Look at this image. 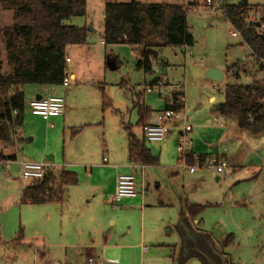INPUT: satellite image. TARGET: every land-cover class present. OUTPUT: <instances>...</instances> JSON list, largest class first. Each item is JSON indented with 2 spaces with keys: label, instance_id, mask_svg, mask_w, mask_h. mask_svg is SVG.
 <instances>
[{
  "label": "rangeland",
  "instance_id": "374dc122",
  "mask_svg": "<svg viewBox=\"0 0 264 264\" xmlns=\"http://www.w3.org/2000/svg\"><path fill=\"white\" fill-rule=\"evenodd\" d=\"M132 1L146 4L182 2L188 11V30L195 44L186 50L178 47L157 49L167 67L158 63L154 65L153 72L147 75L138 70L139 56L134 48L128 45H102L103 39L99 34L103 31L106 4ZM193 1L195 4L188 7L187 0H87L86 16L73 17L68 21V24L86 27L87 30L91 28L97 33H90L87 45L77 46L69 55L72 63L67 68L69 74L74 72L77 75V80L67 75L70 86L58 87L64 100L63 114L68 116L65 125L62 118L59 122L55 121V127L49 128L41 119L31 116L29 101L36 98L34 88L38 85H26L25 118L18 129L21 140L16 144L12 141L7 146L0 143V153L5 160H9L6 157L17 156V161L10 164L3 163L5 160L0 161V264H77L75 252L64 247L75 244L67 235L64 216L69 213L76 216L75 213L85 209L80 192L71 188L67 193L69 199L64 203V216L60 204H22V190L32 180L22 177L19 162L48 161L50 156L54 158L53 165L63 166L65 161L66 169L76 172L79 179L84 180L81 168L68 164L102 163L104 156L109 158L108 151L112 154V160L109 159L112 165L127 160L129 134L125 129L130 125L137 139L143 138L142 127L137 126L139 112L133 103L140 99L144 106L151 108V120L157 119V111L162 112L165 108V96L158 93L142 97L137 95L138 87L150 84L154 78L185 87L183 115L186 124L195 129L194 133L189 134V139L193 140L195 147L197 145L196 152L212 154L211 145L216 147L217 153L225 149L229 166V170L222 174H217L215 169L205 168H198L195 174H190L179 160L181 131L174 130L168 134L163 144L147 143L155 155H159L166 146L158 157L160 165L172 160L178 167L176 176L167 172L159 175L162 193H171L174 204V208H168V213L174 209L181 212L186 202L206 206L196 219L188 218L190 226L198 233L209 235L229 264H264V135L259 137L241 133L235 120L224 122L219 115L212 113L215 106L224 103L227 85H251L256 80L262 81L264 75L253 62L251 50L243 39L231 36L235 30L224 13L211 12L205 7L204 0ZM226 1L237 3L240 0ZM246 1L253 6H264V0ZM248 18L264 19L263 10L250 14ZM12 22L13 11L0 6V28L10 27ZM1 50L3 72L10 73L3 46ZM109 56L117 59L116 70L107 66ZM235 65L237 67L228 72ZM210 68H218L226 73L221 83L206 78ZM102 90L106 100L103 99ZM177 124L181 129L183 123ZM174 125L172 123L171 127ZM222 135L229 142L218 148ZM127 173L126 170L120 171V174ZM109 178L108 174L94 170V184L109 183ZM153 182L148 194L150 202L159 196L155 193ZM115 204L113 195L112 205ZM149 213L154 221L155 218L161 220L159 213L163 212H148L145 229L148 238L154 230L150 227L152 221ZM176 220L177 217L167 230L169 240L166 245L157 246L150 239L143 242L148 251L144 256L142 247L137 246L141 243L139 216L132 226L124 219L119 230L121 238L112 237V252L116 245L135 246L123 251L124 254H131L129 264H201L195 258L181 262V238L177 231L181 217ZM128 226L132 227L129 237L126 236ZM114 231L112 229V233ZM230 236L232 238L225 246ZM150 254L153 256L151 260L148 258Z\"/></svg>",
  "mask_w": 264,
  "mask_h": 264
},
{
  "label": "trees",
  "instance_id": "16d2710c",
  "mask_svg": "<svg viewBox=\"0 0 264 264\" xmlns=\"http://www.w3.org/2000/svg\"><path fill=\"white\" fill-rule=\"evenodd\" d=\"M223 1L226 19L235 32L240 33L244 44L251 50L253 62L264 75V34L256 31V23L248 25L246 21L254 12L263 10L264 13V6H253L246 0L237 3ZM0 6L4 10L13 11L12 25L0 28V58L3 46L6 65L10 69V73L3 72V63L0 62V143L7 146L12 142L11 129L21 127L24 122L23 88L26 85L62 86L67 78L68 49L86 45L90 32L86 27L68 24L73 17L86 16L87 0H0ZM187 12L182 2L108 3L105 6L103 42L106 46L128 45L136 49L139 55L137 69L150 74L154 65L160 62L163 64L154 50L189 48L195 44L188 30ZM108 59L114 58L109 56ZM114 60L117 62V59ZM236 67H231L228 72ZM102 95L106 100L103 90ZM263 101L264 77L262 81H255L251 85H227L224 103L215 106L213 112L235 120L242 132L260 136L264 134ZM134 108L140 114L137 126L144 129L150 110L142 108L139 100L134 103ZM14 111L17 114L13 117ZM125 130L129 134L130 161L140 165H156L158 159L148 149L145 138L137 139L131 126ZM209 158L207 155L196 157L190 151L186 155V162L193 166L198 161L202 167ZM3 160L5 157L0 153V161ZM77 184L76 173L62 168L48 169L41 180H33L23 188L21 203L63 204L67 199L68 188ZM205 208L187 204L181 211L182 218L194 220ZM231 238H227L225 246Z\"/></svg>",
  "mask_w": 264,
  "mask_h": 264
},
{
  "label": "crops",
  "instance_id": "0c3cea01",
  "mask_svg": "<svg viewBox=\"0 0 264 264\" xmlns=\"http://www.w3.org/2000/svg\"><path fill=\"white\" fill-rule=\"evenodd\" d=\"M102 32L103 31L99 32L101 38H102ZM90 33L95 34L97 32L95 31V32H90ZM76 47L77 46H73L68 49L69 59H70L69 55H71V53L76 49ZM178 48H185V50L187 49V47H178ZM156 50H154V52L158 54L159 59L162 61V59L160 58L159 52H156ZM135 52H136V55L139 56L136 49H135ZM71 63H72V60L70 59V62L67 63V66ZM117 63L118 62H116V65H118ZM161 65L162 67H167L166 64L164 65V62L163 64L161 63ZM223 73H224V78H225L226 73L225 72ZM67 75H69L70 79L77 80V75L74 72H71L69 74V68H67ZM159 80H162V79L154 78L152 82L159 81ZM39 86L40 85H38L37 88H34V91L37 94V96L36 98L31 99L29 101V104L31 101L36 100L38 98L41 99V98H46L48 96L62 97V90H60V88L58 87H69L70 84L68 86L62 85L58 87H49V86L39 87ZM24 90L25 89L23 88V91ZM165 103H166V99H165ZM141 106L144 109L150 110V115L146 120V125L155 123L156 118L154 120H151V116H152L151 108L146 107L143 104H141ZM165 108H166V104H165ZM159 112L160 111H157V114ZM212 113L215 114L213 110H212ZM191 115L192 114H190V116ZM31 116L33 118L41 119V122L46 124L47 127L49 128L55 127V124H56L55 121L59 122V120H61L62 118H63V124L65 125L67 118H68L66 114H63L60 117L51 118L46 121L40 117H35L32 114ZM139 119H140V114H139ZM221 119H223L224 122H228V120H231V119H226L224 117H221ZM51 120H53V122L50 123ZM177 122L179 123L180 121H177ZM177 122H175V125L170 133H172L174 130L181 131L178 127ZM180 124L182 123L180 122ZM19 128L21 127H17V129ZM132 131H133V127H132ZM194 132H195V129L193 130L192 133ZM18 133L20 136L21 132H18ZM142 134L144 137L143 128H142ZM263 135L264 134L260 136H263ZM19 136H17V140L13 142L14 144H16L17 142L21 140V137ZM223 137L225 138V136L223 135L220 138L221 140L217 145L218 148H220L222 145H225V143L227 144L229 142L228 139L225 140ZM166 139L167 137L162 142H154L152 144H163L165 143ZM147 143L149 142L146 141V145ZM207 146H210V144H208ZM196 147L194 146L193 140L191 139L190 151L193 152L196 157L200 155H207L208 157L223 158L227 161V155L225 153L226 152L225 149H223L224 151L222 150L219 153H217V151H215L216 147L211 145V148L214 151L212 154H199L195 150ZM165 148L166 146H163L161 152H163ZM148 149L151 151L149 147ZM127 151H128L127 152L128 159L122 160L121 162H117L118 164H115V165H112V163L109 162L110 158L112 160L111 151H108L107 153L109 158H107L106 156L103 157L102 163L97 162V163H83V164L82 163L68 164V165H74V167L77 166L81 168V170L84 173L83 174L84 180H80L79 175L76 172H74L77 174L78 184L68 188V194L71 188H76V191L80 192L82 196V202L85 204L83 205L85 209H81L78 211V213H75L77 214L76 216L71 215L70 213L69 215L64 216V213H63L65 212L64 203L67 202V200L69 199V196L67 195V199L65 200V202L63 204H60L62 205V208H63L62 213H63L65 223L67 226V230H68L67 235L70 239H73L75 241V244H70L64 247L66 250L72 249L75 252V255L77 258V264H87L86 258L92 255L102 256L103 259L105 260L118 261L120 262V264L122 263L129 264L131 254L129 252L124 254L123 251L131 250L135 246L116 245L114 252H112V237L114 239L121 238L120 237L121 233L119 232V230L123 226L124 219L127 220L128 225L132 226V224L135 225V222H137V215L139 216V223H140L139 238L141 239V243L137 244V246L142 247V253L144 256H146V253L148 251H147V248L143 246V242H145L147 239H150L149 241L152 244H155L157 246L166 245L165 243H167V241L169 240L168 231H167L169 229V226L171 225L172 221L176 217H177L176 221H178L180 217L182 218V214L180 210H178L179 212H177V210L174 209L172 213H168L167 210L169 207L174 208L173 200H171V193L169 192L162 193L161 191L162 186H161L160 179H159V175L164 172H167L169 173V175H173V176L178 175V167L175 165V163L172 160H170L168 164H164V165H160L159 162H158L159 164L157 163L156 165L135 164L130 161L129 147ZM161 152L159 153V155H155L151 151L152 155L157 159L158 157H160ZM13 157H15L13 161H17V156H13ZM6 158H10V157H6ZM50 158H53V157H50V156L48 157V161L52 163L54 161V158L52 161L50 160ZM66 165L67 164L64 161L63 166H58L53 169L62 168V169L67 170ZM94 170L103 172L105 175L108 174L110 177L109 183L99 182L98 184H94L93 183ZM121 170H126V172H128L127 174H132L136 177L137 196L135 198L124 199L123 201L120 202L121 205H118L116 207L115 205H112V196L115 193L116 180H117V177L120 175ZM112 173L114 177L113 182H112ZM137 180H138V184H137ZM217 180L219 181L220 179L218 178ZM151 181H154L153 184L155 185V193H157L159 196L157 200H152L150 202L148 194L151 189ZM172 199H174L173 196H172ZM187 204L188 203L186 202L185 206ZM112 209L114 210V212H112ZM151 210H158L159 212H163V213H159V217L161 220H159V218H155L154 221L152 220V217H151L152 214L149 213L150 214L149 216L151 217L150 220L152 221L150 224V227L154 230H153V233H151L150 237L148 238V235L146 234V231H145L146 218H147L148 212H151ZM184 219L188 221V217H185ZM131 226H128V232L126 234L127 237H129L132 234ZM112 229L116 231L112 233ZM151 255L152 254L148 255V258L150 257V260L153 258V256L151 257Z\"/></svg>",
  "mask_w": 264,
  "mask_h": 264
},
{
  "label": "built area",
  "instance_id": "2783aa9c",
  "mask_svg": "<svg viewBox=\"0 0 264 264\" xmlns=\"http://www.w3.org/2000/svg\"><path fill=\"white\" fill-rule=\"evenodd\" d=\"M188 7H192L195 3L193 0H187ZM205 7L213 13H224V1L223 0H204ZM248 25L257 24L256 31L259 34H264V23L255 18H248ZM233 38L241 37L240 33L235 32L231 34ZM104 42L102 43V45ZM66 62L69 63L70 59L67 58ZM69 85V78H65L63 86ZM133 90H131L132 92ZM158 93L160 96L166 98V108L159 112L155 123L148 124L144 127V138L149 143L162 142L167 135L171 132L173 127L172 123L180 121L183 123L181 127V133L178 140V153L179 160L184 168L188 170L190 174H194L198 168L215 169L217 174L225 173L229 170L228 162L223 158L210 157L205 164L200 167L198 161L193 166H189L186 162V155L190 152L191 140L189 134L193 132V128L186 124V118L183 115L185 113L186 95L185 87L182 85H174L159 80L150 84L145 83L143 86L138 87L137 95L142 97L146 94ZM139 103L142 101L139 99ZM30 112L35 117H40L44 120L60 117L64 113V100L59 96H48L46 98L36 99L29 104ZM17 111L13 112V117L16 116ZM17 127H13L12 140L16 141L19 136ZM14 133V134H13ZM13 160L9 159L3 163L10 164ZM22 167V177L29 180H41L48 169H53L56 166L50 161H22L19 162ZM137 196L136 177L132 174H120L116 180V187L114 193V200L118 204L124 199L135 198ZM115 204L117 207L118 205ZM87 264H120L118 261H110L103 259L102 256L92 255L86 258Z\"/></svg>",
  "mask_w": 264,
  "mask_h": 264
},
{
  "label": "water",
  "instance_id": "95a60500",
  "mask_svg": "<svg viewBox=\"0 0 264 264\" xmlns=\"http://www.w3.org/2000/svg\"><path fill=\"white\" fill-rule=\"evenodd\" d=\"M88 31L94 32L91 28ZM107 66L111 70L117 69L114 59H108ZM206 78L212 82L221 83L224 80V73L218 68H212L207 71ZM50 160L52 161L53 158H50ZM177 231L181 238V262L195 258L201 264H229L217 250L211 237L207 234L196 232L186 219L181 218L177 225Z\"/></svg>",
  "mask_w": 264,
  "mask_h": 264
}]
</instances>
